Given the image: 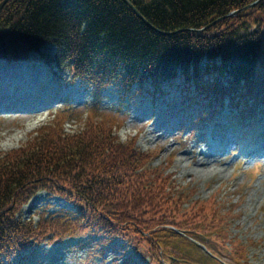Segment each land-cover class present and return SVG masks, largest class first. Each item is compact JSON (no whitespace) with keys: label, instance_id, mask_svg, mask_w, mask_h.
<instances>
[{"label":"trees","instance_id":"obj_1","mask_svg":"<svg viewBox=\"0 0 264 264\" xmlns=\"http://www.w3.org/2000/svg\"><path fill=\"white\" fill-rule=\"evenodd\" d=\"M130 1L150 25L122 0H8L0 11V58H24L34 51L54 75L70 69L103 86L116 79L128 89L181 84L190 99L197 94L209 99L210 112L226 98L264 100V0L203 33L189 30L256 0ZM78 117L77 130L67 131L66 120L58 117L19 148L0 154V264L30 242L68 232L149 235L157 245L171 225L166 220L176 219L178 199L169 212L159 207L168 194L153 201L156 188L175 194L171 181L163 177L162 184V172L147 166L149 156L121 142L105 120ZM41 191L73 204L69 217L77 223L50 219L46 210L38 222L17 215L19 202ZM206 206H194L195 215L175 225L205 222ZM143 215L134 233L126 231L128 221Z\"/></svg>","mask_w":264,"mask_h":264},{"label":"rangeland","instance_id":"obj_2","mask_svg":"<svg viewBox=\"0 0 264 264\" xmlns=\"http://www.w3.org/2000/svg\"><path fill=\"white\" fill-rule=\"evenodd\" d=\"M4 68H7V64L4 60H0V72ZM30 68L38 73H32L27 81V91L24 93L22 103L14 111H0V154L24 144L37 128L48 122L52 115L62 108L64 98H67V101L75 108L84 112L93 101L91 90L85 88L81 82L72 83L70 79L68 81L71 84L67 80L56 81L39 61H34ZM1 74L2 77L5 76L4 73ZM3 87L1 84L0 97L8 94L12 84L5 89H2ZM20 89L22 86L14 88V91ZM166 93L168 95L164 96L149 93L137 97L138 99L134 101L129 99L125 88L115 82L105 92L103 112L97 113H106L112 117L110 123L114 126L117 124V122L113 123L115 120L120 122L121 129H118L120 138L123 141L134 139L139 149L153 151L152 157H154H151L152 160L148 159L147 163L158 170L165 169L163 174L159 173L162 184L165 185L163 177L167 178L168 184L171 180L174 192L181 198L177 200L181 206L177 204L176 219L170 222L166 220V223L174 225L176 220H181L188 214L194 216L193 205L196 199H200V205L204 202H214L213 206H209L210 209L219 217L224 219L228 217L230 236H235L233 246L236 254L226 258L227 264H264V154L259 158L234 161L232 155L227 154L226 151L213 153L214 147L223 139L215 131L211 133V139L216 140L214 144H211V141L202 142L200 148L195 151L189 139H183L186 145H180L178 138L181 134L178 132L182 127L189 126L199 107L184 108L179 89ZM79 127L80 124L76 121L68 125L69 130ZM231 146L233 147L234 144L232 143ZM163 189H165L164 194L161 193ZM166 194L171 198L168 201L163 198V203L159 207L169 212L175 206L177 195H172L169 188L162 187L156 188L151 196L155 201L158 197H166ZM54 199L56 198L40 192L30 203L19 202L18 215L37 221L35 212L38 209L48 207L49 202L57 206L63 204L61 200L55 204ZM210 209L204 212L203 217L210 214ZM142 210L154 213L153 208L143 206ZM162 214L163 212L159 216ZM144 220L145 215L137 220L128 221L126 228H120L134 233L133 229L141 226L139 223ZM195 223L190 222V224ZM152 225L150 223L147 227ZM157 228L154 230L156 231ZM137 230L138 228L135 233H138ZM136 238L139 239L136 241H140L141 244L142 240L145 241L147 246H152L155 242L149 235ZM51 248L50 246L41 248L37 255L40 254L49 261L52 258ZM130 249L106 252L105 264H133V262L130 263L131 260H135L136 264L140 262L150 264L146 257L144 262L137 253L129 251ZM62 252L65 253L66 258L59 264H87L83 263L87 255L86 247L71 251L63 249ZM197 254H199L198 260L205 258L202 253L196 252L193 259ZM113 258L118 259L113 262ZM202 261L206 264H216L208 259ZM193 264L196 263L193 261Z\"/></svg>","mask_w":264,"mask_h":264},{"label":"bare ground","instance_id":"obj_3","mask_svg":"<svg viewBox=\"0 0 264 264\" xmlns=\"http://www.w3.org/2000/svg\"><path fill=\"white\" fill-rule=\"evenodd\" d=\"M32 62H33V59L23 61V62H18L15 64H7V68H4L0 72V80L2 81L4 79V78H2V74H1V73H4L5 78L12 79V81L16 82V85H22V89L17 90V91H21V90L25 89L26 86H28L27 81L31 77L30 69L28 68V66L31 65ZM31 72H33V71H31ZM14 92H15L14 88L12 87L10 89V91L8 92V94L2 95V97H0V110H5V111L10 112V111H14L17 109V108H13L10 106H4L6 103L10 102L11 95ZM16 97L17 96L14 95L13 98H16Z\"/></svg>","mask_w":264,"mask_h":264},{"label":"water","instance_id":"obj_4","mask_svg":"<svg viewBox=\"0 0 264 264\" xmlns=\"http://www.w3.org/2000/svg\"><path fill=\"white\" fill-rule=\"evenodd\" d=\"M6 1V0H5ZM126 4H128L139 16H140V18L141 19H143L148 25H150L149 24V22H147L146 20H145V18L139 13V11L133 6V4L129 1V0H123ZM261 0H257L256 2H254V3H252V4H250V5H248L247 7H252V6H254L256 3H258V2H260ZM5 3V2H4ZM2 6H3V3L2 4H0V9L2 8ZM241 10L239 9V10H236V11H234V12H232L230 15H236L237 13H239ZM221 19H224V17H222V18H219V19H217L216 21H214L212 24H210V25H208V26H206V27H204V28H202V29H197V30H195V31H197V32H203L204 30H206L208 27H210V26H212L213 24H215L217 21H219V20H221ZM178 32H181V31H177V32H175V33H178ZM175 33H171V34H175ZM169 34V33H168ZM3 45H4V43H3Z\"/></svg>","mask_w":264,"mask_h":264},{"label":"clouds","instance_id":"obj_5","mask_svg":"<svg viewBox=\"0 0 264 264\" xmlns=\"http://www.w3.org/2000/svg\"><path fill=\"white\" fill-rule=\"evenodd\" d=\"M200 29H202V28H200Z\"/></svg>","mask_w":264,"mask_h":264}]
</instances>
